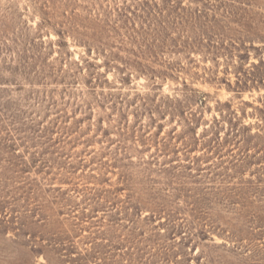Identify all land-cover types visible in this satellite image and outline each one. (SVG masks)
Returning <instances> with one entry per match:
<instances>
[{
  "label": "rangeland",
  "instance_id": "1",
  "mask_svg": "<svg viewBox=\"0 0 264 264\" xmlns=\"http://www.w3.org/2000/svg\"><path fill=\"white\" fill-rule=\"evenodd\" d=\"M0 264H264V0H0Z\"/></svg>",
  "mask_w": 264,
  "mask_h": 264
},
{
  "label": "trees",
  "instance_id": "2",
  "mask_svg": "<svg viewBox=\"0 0 264 264\" xmlns=\"http://www.w3.org/2000/svg\"><path fill=\"white\" fill-rule=\"evenodd\" d=\"M60 36L63 40H61V44L62 45H65L66 44V41H65V37H64V34L62 32H60Z\"/></svg>",
  "mask_w": 264,
  "mask_h": 264
}]
</instances>
